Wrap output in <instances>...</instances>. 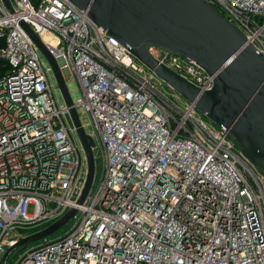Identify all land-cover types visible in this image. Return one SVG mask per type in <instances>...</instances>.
<instances>
[{
    "label": "built area",
    "instance_id": "1",
    "mask_svg": "<svg viewBox=\"0 0 264 264\" xmlns=\"http://www.w3.org/2000/svg\"><path fill=\"white\" fill-rule=\"evenodd\" d=\"M7 1L0 257L21 237L13 228L75 211L60 234L13 247L4 264H264V170L227 129L160 91L162 80L69 0ZM205 1L264 56V0ZM21 22L79 90L70 100L100 163L80 203L86 158L52 68ZM148 51L198 90L211 87L213 75L193 59Z\"/></svg>",
    "mask_w": 264,
    "mask_h": 264
},
{
    "label": "water",
    "instance_id": "2",
    "mask_svg": "<svg viewBox=\"0 0 264 264\" xmlns=\"http://www.w3.org/2000/svg\"><path fill=\"white\" fill-rule=\"evenodd\" d=\"M7 5L8 1L3 0ZM93 23L101 26L146 67L216 125L227 129L242 155L264 170V56L205 0H69ZM21 25L48 60L86 158V176L77 202L91 184L93 141L79 122L62 75L36 34ZM157 47L193 59L212 74L209 89L198 90L148 51ZM69 208L50 224L17 238L15 246L39 239L62 225L74 213Z\"/></svg>",
    "mask_w": 264,
    "mask_h": 264
},
{
    "label": "rangeland",
    "instance_id": "3",
    "mask_svg": "<svg viewBox=\"0 0 264 264\" xmlns=\"http://www.w3.org/2000/svg\"><path fill=\"white\" fill-rule=\"evenodd\" d=\"M157 49H158L157 47H151L152 54H155L157 52ZM43 59H44V57H43ZM64 80H65V85H66V88H67V90L69 92L70 97L72 99H75L79 95V90H78V87H77V84H76L75 80L73 78L69 77V76H65ZM157 87H158V89L160 91H163L166 95L171 96V98L173 100H175L177 103H179V104L182 103V100L184 98L182 96L179 98L178 97L179 94L174 89L168 87L164 81H161L157 85ZM56 96H57V100L61 103L62 99H61V96H60V94L58 92V89H56ZM200 115L203 118L207 119L203 114H201V112H200ZM96 158L97 159L95 160L94 174L92 176V180H91V184H90V187H89V191H92L94 189V187H95V185L97 183V180H98L99 169H100L99 155L98 154H97ZM26 210H27V212H30L32 210V204H30V203L27 204ZM49 222H50V219H42V220L35 221V222H28L25 225H21V226H17L15 228H13V230L11 231V235L19 237V236H22V235L29 234V233H31L33 231L39 230L40 228H42L45 225H47ZM70 223H71V220H68L65 224L60 225L59 227H57L56 229L51 231L49 234L45 235V237L46 238H50V237H54V236L60 234L63 230H65L69 226ZM41 239L42 238H39V239H36V240H33V241H29V242L26 243L25 246H27V247L31 246V245H33L34 243H36L37 241H39ZM22 249L23 248H21L20 250H22ZM13 254H14V250L9 251L7 256H6V261L8 259H10Z\"/></svg>",
    "mask_w": 264,
    "mask_h": 264
},
{
    "label": "trees",
    "instance_id": "4",
    "mask_svg": "<svg viewBox=\"0 0 264 264\" xmlns=\"http://www.w3.org/2000/svg\"><path fill=\"white\" fill-rule=\"evenodd\" d=\"M1 64H2V61H1V59H0V74L2 73V71H3V69H4V68H3L4 66H2Z\"/></svg>",
    "mask_w": 264,
    "mask_h": 264
}]
</instances>
